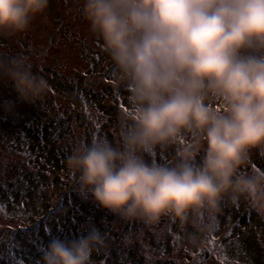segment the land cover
Wrapping results in <instances>:
<instances>
[{"label":"clouds","instance_id":"9594fccd","mask_svg":"<svg viewBox=\"0 0 264 264\" xmlns=\"http://www.w3.org/2000/svg\"><path fill=\"white\" fill-rule=\"evenodd\" d=\"M49 3L0 0V38L26 34ZM80 11L128 111L117 145L80 142L67 157L78 197L133 226L125 248L144 231L163 235L165 223L201 248L228 204L264 220V169L251 168L254 155L264 158V0H82ZM0 81L16 96L0 103L7 115L50 87L23 54L0 52ZM169 152L166 163L153 159ZM107 239L88 221L71 239H50L39 264H92Z\"/></svg>","mask_w":264,"mask_h":264},{"label":"rangeland","instance_id":"374dc122","mask_svg":"<svg viewBox=\"0 0 264 264\" xmlns=\"http://www.w3.org/2000/svg\"><path fill=\"white\" fill-rule=\"evenodd\" d=\"M81 7L82 0H50L46 14L35 20L26 34L0 38V52L33 58V71L49 82L47 96L30 105L46 102L50 107L44 108L46 114L37 113L32 117L28 123L31 127L40 115L39 124H45V138L49 131L61 134L70 131L78 143L84 137L86 143H91L93 138L94 141L107 139L117 145L119 142H114L113 135H119L120 114L128 111V92L117 82L114 66L103 52L101 41L90 33ZM3 96L16 100L10 84L0 81V102L5 99ZM0 112L1 118L12 121H18L22 114L7 115L2 109ZM83 118L89 126L82 125ZM0 138L9 144V148L0 146V156L5 162L18 146L22 153L14 155V164H33L27 169L31 174L20 176L12 170L16 176L0 179V205L4 206L0 211V264H39L41 250L50 239L65 237L63 232L71 229L72 236L79 234L80 226L66 229L65 224L67 210L73 202L78 199V203H93L78 197L76 178L68 170L58 174L51 173L52 168H44L40 162L42 145L37 143L39 140L28 133H20L16 138L1 130ZM66 140L71 145L72 134ZM66 147L65 153L70 154ZM172 157L173 153L169 152L154 154L153 159L166 163ZM251 166L254 171L264 169V158L254 155ZM36 167L42 168L41 173ZM71 190V196L66 200L68 206L50 216L46 221L48 231H43L42 217L47 216L59 199ZM21 201L23 208L19 207ZM34 227H41V231L34 232ZM97 227L106 233L108 247L93 253L92 264H148L149 254L152 264H264V220L243 203L224 207L216 227L201 248L189 247L186 234L174 224L162 225L163 235L144 231L142 238L131 248L123 247L121 240L124 233L133 230L132 225L119 223L107 214ZM204 249L210 252L205 261L202 259Z\"/></svg>","mask_w":264,"mask_h":264},{"label":"trees","instance_id":"16d2710c","mask_svg":"<svg viewBox=\"0 0 264 264\" xmlns=\"http://www.w3.org/2000/svg\"><path fill=\"white\" fill-rule=\"evenodd\" d=\"M6 94V93H4ZM8 94L11 95V90L8 89ZM5 99L2 100L0 103H3L5 101H15V100H11L9 98H6V96H3ZM9 99V100H8ZM106 100V99H105ZM114 101H116L115 99H112ZM52 102V101H51ZM53 103V102H52ZM45 104V105H44ZM46 102H43L40 105H34L31 106L30 104H28V106L26 104H22V103H16V107H15V113H22L21 116L18 118V121H12V120H6L4 118H1L0 115V130L2 133H9L10 135H13L14 137H19L20 133H25V134H29L31 135L33 138H36L37 140H39L37 143L42 145V149H41V158H40V162L41 164L44 165V168H52L53 170L51 171L54 173H58L60 174L62 171H65V173L67 172V169L65 168V162L67 160V157L70 155L69 153H65L67 147H69V151H72V148H74L77 144H79L76 141L75 138V134H73L72 132H68V133H54V131H49L48 135H46L47 137L45 138V131L43 130L45 124H39L40 123V115H43L44 112V108L46 110H48L50 106L46 105ZM120 104V103H119ZM118 104V110L121 109V107ZM62 109H65V107H62ZM40 114L39 115V120L38 122L31 127L28 123L30 121L33 120L32 117L35 116V114ZM45 113V112H44ZM1 114V112H0ZM46 114V113H45ZM85 118L82 119L83 124H86L89 126V122L84 121ZM78 123V121H77ZM119 125V123H118ZM87 127V126H86ZM117 127V126H115ZM81 128V126H80ZM82 129V128H81ZM85 130V129H84ZM38 132V133H37ZM72 134V142L71 145H69L68 140H66L67 137H70ZM114 136V142H119V135L115 137ZM90 141V140H89ZM94 141L93 138L91 139V142ZM80 142H85L84 141V137L81 139ZM1 145H5L6 148H9V144L3 141V139L0 138V146ZM72 147V148H71ZM19 153H22L20 151V149L17 148L15 149V151L12 153V155H10V159L9 161L5 162L4 158L0 156V179L2 178V176H16L17 173H20V176L23 174H31L32 172L27 170L30 166L28 163H23V164H19L16 165L14 163H16L15 161H13V157L14 155H17ZM24 157V156H23ZM24 159V158H23ZM25 162V161H24ZM35 164V163H34ZM252 168V166H251ZM37 171L39 173H41L42 168L41 167H36ZM12 170H15L17 173H13ZM45 172V171H44ZM46 174V172H45ZM47 176V174H46ZM74 190V188L72 189ZM71 192H68L67 194L65 193L58 201L57 205L50 209L48 211V215L47 216H43L42 217V223L45 222V219L50 217V216H54V214H56L58 211H60L61 208L68 206L67 203V198L70 195ZM90 204V203H89ZM94 204H90L87 205L84 202L78 203V199L73 202L72 207H69L68 211V221L65 223L66 224V229L68 228H76L81 226L82 224L91 221L92 223H94L96 226L101 222L104 221L105 216L107 215L106 212H104L102 209L93 207ZM109 216V215H108ZM26 229H22V231H24ZM72 229L67 231H64L63 233H65V237L60 236L59 238H65V239H71L74 236H72ZM114 243V242H113ZM38 250V249H37ZM32 257L33 254L31 253Z\"/></svg>","mask_w":264,"mask_h":264},{"label":"snow or ice","instance_id":"6c2138e0","mask_svg":"<svg viewBox=\"0 0 264 264\" xmlns=\"http://www.w3.org/2000/svg\"><path fill=\"white\" fill-rule=\"evenodd\" d=\"M125 111H126V109H125ZM3 207H4L3 205H0V211H3ZM19 207L23 208V201H21V204L19 205ZM46 221H47V218L45 219V222L42 225V229L45 232L48 231V228H49V226H48ZM33 231L34 232L41 231V227H39V229L37 227H34Z\"/></svg>","mask_w":264,"mask_h":264},{"label":"water","instance_id":"95a60500","mask_svg":"<svg viewBox=\"0 0 264 264\" xmlns=\"http://www.w3.org/2000/svg\"><path fill=\"white\" fill-rule=\"evenodd\" d=\"M209 257H210V252H209V250L204 249V250H203V258H202V259L205 261V260H207Z\"/></svg>","mask_w":264,"mask_h":264}]
</instances>
